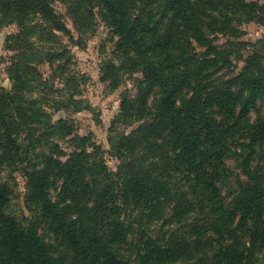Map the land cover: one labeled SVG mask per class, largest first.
<instances>
[{"label":"trees","instance_id":"trees-1","mask_svg":"<svg viewBox=\"0 0 264 264\" xmlns=\"http://www.w3.org/2000/svg\"><path fill=\"white\" fill-rule=\"evenodd\" d=\"M57 1L0 0V29L19 27L9 49L33 44L35 30L70 36ZM61 1L80 29L97 9L113 29L121 65L108 68L141 75L119 120L139 125L113 131L114 172L86 138L62 149L67 120L36 137L31 125L49 115L27 114L20 86L0 90V264H264V41L240 40L244 24L264 27V5ZM4 167L25 177L29 216L9 210Z\"/></svg>","mask_w":264,"mask_h":264},{"label":"rangeland","instance_id":"rangeland-1","mask_svg":"<svg viewBox=\"0 0 264 264\" xmlns=\"http://www.w3.org/2000/svg\"><path fill=\"white\" fill-rule=\"evenodd\" d=\"M249 1L264 5V0ZM54 8L71 30L70 36L54 31L53 36L41 38L35 30L33 44L22 43L20 46H13L11 50L7 46L8 42L19 31V27L16 23H11L0 29V90L14 93L15 87L20 86L22 100L30 104H22L23 110L27 114L34 109L35 113L42 111L49 115L39 116L41 123L31 125L37 130L36 137L45 129L48 120L55 125L60 120H67L70 127L66 132L72 134L65 140L58 141L62 149L70 152L73 138H86L89 150L97 152L109 169L117 172L121 162L112 152L110 138L115 137L114 130L130 133L139 125L136 119H132L128 125L124 124L119 120V115L123 93L135 95V80L141 75L127 73L125 70L113 72L108 68L110 65L117 68L121 65L116 54L118 37L101 19L99 9L95 12L91 28L85 31L76 25L68 4L60 0L54 3ZM33 23L42 24L41 16H36ZM242 30L241 41H264V27L260 24L246 23ZM52 53L57 54V58L51 64L47 61L51 58L46 55ZM25 64L33 66V70L24 69ZM17 69L20 74L15 75ZM17 76L21 78L20 85H15ZM33 120H37V114L33 115ZM23 137L31 140L30 135ZM1 180L11 191V213L18 217L24 214L29 216L25 207L27 182L22 172L17 168L4 167Z\"/></svg>","mask_w":264,"mask_h":264}]
</instances>
